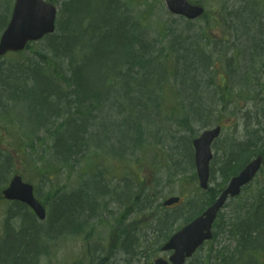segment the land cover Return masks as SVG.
I'll use <instances>...</instances> for the list:
<instances>
[{
  "label": "rangeland",
  "instance_id": "1",
  "mask_svg": "<svg viewBox=\"0 0 264 264\" xmlns=\"http://www.w3.org/2000/svg\"><path fill=\"white\" fill-rule=\"evenodd\" d=\"M45 1L57 8L53 34L56 39L75 34L76 41L87 45L84 35L95 33L88 23L97 28L105 22L106 40L101 44L93 42V48L85 53L78 46L75 52L80 56L73 63L84 64L82 81L91 91L107 98V108H101L104 109L101 114L100 109L82 102L73 93L66 81L70 74L66 73L65 58L54 60L51 50L43 52L45 41L30 45L18 55L9 54L0 59L1 92L5 84L2 77L7 84L12 81L7 79L8 69L18 67L25 71L24 65L30 64L34 69L40 65V58L47 56V62L63 73L60 81H54L60 88V98L55 104L64 106L56 114L48 112L47 121L38 127L37 133L28 130L24 119L13 110L0 115V174H3L0 196L9 179L20 175L33 186L34 196L44 206L47 216L39 222L26 207L4 202L0 197V264L12 256L23 259L25 264L24 259L29 264H147L156 258H167L168 254L160 252L164 239L181 228L189 214L208 205V192L201 191L196 180L192 140L206 129L223 125L219 139L212 146L210 191L219 190L229 181L222 170L230 158V149H237L246 140L256 144L254 151L261 150L264 144V0H188L202 5L206 12L202 19L188 26L186 21L168 13L163 0ZM13 2L0 0V34ZM246 6H249L247 14ZM110 8L124 17L127 29L132 28V32L142 37L153 61L159 54L155 68L165 70L162 76H157V71L132 69L133 78L145 77L144 85L136 80L130 83L132 100L116 98L121 82L117 76L110 78V60H116L120 52L117 41L127 42L130 37L120 31L121 19L111 23ZM228 13L240 14L237 25ZM243 14L247 17L244 21ZM87 28H91L90 33L84 34ZM115 28L119 31H113ZM175 38L185 41L183 46L192 52L202 53L197 57L211 58L212 67L191 74L193 77L200 73L199 78L193 79L197 88L193 89L190 101L179 96L174 99L181 79L173 73V67L179 61L169 58L166 63L161 55L165 48L174 45ZM125 46L126 50H133L128 43ZM193 67L199 68V64ZM47 73L54 76V71ZM24 77L30 79L29 75ZM107 79L113 86L111 95L109 83H105ZM189 84L193 83L189 81ZM19 85H26V79L20 80ZM40 86L37 83L34 87ZM45 86L24 92L30 95L31 107L44 103L41 91ZM154 88V95L148 94ZM144 94V104L151 102L154 107L140 105ZM197 96L201 98L204 117L195 118L197 105L191 103H196ZM47 99L49 102L53 97ZM15 106L0 98L4 110ZM158 106L161 107L156 110ZM130 107L136 115L132 112L128 115ZM142 111L147 114L151 111L153 122L149 128L145 114L139 121ZM38 115L37 110L35 116ZM234 119L236 122H232ZM71 134L73 140L68 139ZM93 137L108 149H103ZM114 144L121 145L125 151L122 153ZM2 166L5 172L1 171ZM262 185L264 165L256 181L222 210L213 239L187 264H219V258L235 253L237 237L231 224L244 216ZM68 195L71 200L63 201ZM86 196L90 205L82 206L80 201ZM170 197L180 198V203L165 209L163 202ZM72 224H77V228L71 229ZM17 239L21 241L16 250ZM8 252L11 255L4 256Z\"/></svg>",
  "mask_w": 264,
  "mask_h": 264
},
{
  "label": "trees",
  "instance_id": "2",
  "mask_svg": "<svg viewBox=\"0 0 264 264\" xmlns=\"http://www.w3.org/2000/svg\"><path fill=\"white\" fill-rule=\"evenodd\" d=\"M250 5V4H249ZM249 8V6L245 7V14L246 10ZM245 14L242 15V20L246 19ZM230 17L233 18V21L235 25L238 24V20L240 17V14L235 15L234 13H229ZM121 19V22L119 23V26L121 27L120 31H124V34L130 35L129 40L127 42L121 40L117 41V47L120 52H117V59L111 61L110 60V78L111 76L114 77H119V80L121 82L120 86V92L116 93L115 96L116 98L120 99H128L132 100L134 97H131V89L132 86H130V83L133 82V80H136V82H139L141 85L144 82V76H141L139 74L140 79H136L132 77V69H138L142 72H154L157 71V76H162L163 71L165 70H159V68H155L156 65V58L159 57V54L156 56L155 60L153 61V58H150V50L149 48H146L144 45L145 42H143V39L140 35H135L136 32H132L131 29H127L125 26V20L124 17H120L116 11L112 10L110 8V21L112 24H115L116 20ZM127 23V19H126ZM118 23H116V26ZM186 25L188 26L189 23L187 22ZM95 28V33L92 34L88 38L87 42V48L91 49L95 45L93 42H97V44H101L103 41L106 40L107 35L105 34V28L106 24L102 23L100 26L93 27ZM103 29V30H101ZM98 30V32L96 31ZM111 30V29H110ZM128 30V32L126 31ZM113 31H119L118 28L113 29ZM100 32H103V34H100ZM114 35H117L116 33H113ZM45 45L42 48V51L44 52V49L51 50L53 52V55L58 57L59 55L62 57H65V55L71 56L68 57V65H67V74H70V77L66 78L67 85L68 87L73 89V93L75 95L81 97V101L84 103H88L90 106H93L95 108H98L100 106H104L107 98H102L100 93L93 92L90 89V86L87 85L84 81L81 79V72L84 69V64L82 65H73V60L77 57L75 49H76V40L74 34L68 35L67 38L65 39H56L54 36L47 37L45 40ZM128 43L130 46L133 47V50H126V46L124 47V44ZM185 41H183L181 38H175L174 40V45L169 46L168 48H165L161 55L162 57L166 58V63L169 58L172 59L174 62L175 60L179 61L175 62L176 65L173 67V73L179 76V79L181 81L177 84L179 86V89L183 92V94L179 90V94H182V97L190 101V99L193 98L194 92L193 89L195 90L197 87H192L189 86L188 90V83L191 81L193 85H195L194 78H199L200 73H196L193 77H191L192 72H197L199 69H204L206 70L211 66V58L204 57V56H199V54H202L201 52H192L191 48L183 46ZM79 45V44H78ZM174 46L177 47L174 48ZM43 55H47V53H44ZM176 55V57H175ZM42 58V64L45 65V70L49 71H54V76H51L47 78V76L44 77L43 79H38L35 80L34 85L31 87L30 90H24L23 86L19 85V81L13 83L12 87L4 85L2 90L4 92V99L5 101L7 100L9 103H14L16 106L15 108H18L19 112L23 115V118L25 120V124L28 125V130L34 131V133L39 132L38 127H42L43 123L45 124V115L46 112H55L59 110V105L55 104V92L54 91H60V88H57V85L54 80H59L63 77V73L57 69L55 64H50L46 60V56H43ZM197 57V58H196ZM194 64H199V68L193 67ZM193 67V68H192ZM21 74L20 72H18ZM13 78V77H12ZM19 76L15 79H18ZM58 81V82H59ZM41 83L40 87H43L45 84H48L49 86L46 89H50L52 91L45 93V90L42 92L41 96L44 98V103L39 104L36 106V108L31 107L28 104L29 96L30 95H25L24 92H34L38 88H35V84ZM105 83H109L110 87V95L111 91L113 89V86H110V79L105 80ZM200 83V81H199ZM44 88V89H45ZM220 90H222L220 88ZM59 92H56V94ZM150 95H154V93L151 91L149 92ZM179 95V96H180ZM53 97L52 100L47 102L48 97ZM60 98L59 96H57ZM220 97V96H219ZM218 97V98H219ZM27 104V106H26ZM133 104V102L131 103ZM192 104L197 105V109L194 112V115L196 117H204L203 115V110L202 108V101L201 98L198 96L196 97V103L192 102ZM134 104L132 107H134ZM145 106L144 103L140 104ZM132 107L129 108L128 115L130 112L134 113L132 110ZM148 107V106H147ZM161 106L156 107L155 109L158 110L160 109ZM36 109H38L39 115L36 117L34 115L33 118V113H36ZM152 111V110H151ZM151 111H149V114L145 113L142 111L140 115L139 121L142 120V115L145 114L147 115L148 119H146L147 123H152L153 118L151 116ZM135 114V113H134ZM208 114H212V112H209ZM41 115V117H40ZM127 115V116H128ZM136 115V114H135ZM138 115V114H137ZM126 116V117H127ZM125 117V118H126ZM124 118V119H125ZM85 123L82 124V127H84ZM94 126L90 125V128H93ZM27 128V127H26ZM76 131V129L74 130ZM72 131V133H75ZM141 135H138L137 137H141ZM71 140H73V136L69 137ZM136 140V138H135ZM256 146L253 142H250L249 140H246V142L242 143L237 149H230V155L229 159L225 162L224 164V169L222 170V173L227 175V178L230 176L234 175L242 166L244 163L248 161V159L253 156L255 153L259 155L264 156V144L262 146V149L259 151L254 152L253 148ZM220 190L213 189L212 191H209L208 197L206 199L207 203L210 204L209 202H212L215 196L218 194ZM203 209V208H202ZM202 209L197 210L192 212L188 217H186V222L190 219H192L194 216H197L198 214L201 213ZM218 221V224L219 225ZM231 227L234 231L235 236L237 237L239 243L237 246V250L235 249L234 254H230L227 257L219 258V264H264V186L260 187L257 189L256 194L247 210V213L243 216L242 219H238V221L234 222L231 224ZM21 239L17 240L16 242L18 244L15 245V248H19V242ZM11 252H8L4 254V256H10ZM22 257H24L22 255ZM27 264L26 259H24ZM2 264H25L23 262V259H17L16 257H11V259L8 262H2ZM209 264V262L207 263Z\"/></svg>",
  "mask_w": 264,
  "mask_h": 264
},
{
  "label": "water",
  "instance_id": "3",
  "mask_svg": "<svg viewBox=\"0 0 264 264\" xmlns=\"http://www.w3.org/2000/svg\"><path fill=\"white\" fill-rule=\"evenodd\" d=\"M168 11L174 16H181L194 20L203 14L199 6L190 5L186 0H164ZM56 8L42 0H15L11 19L7 28L0 37V56L8 51H20L27 42L40 40L43 36L54 31ZM219 128L204 132L200 138L193 141L194 162L199 185L207 188L209 177V161L211 160L210 145L218 136ZM262 163L261 157L248 164L238 176L234 177L228 187L222 192L217 201L209 207L203 215L196 218L189 225L174 234L162 248L163 251L172 250L169 258L171 264H184L185 259L191 257L204 241L212 238L211 227L218 211L224 205L228 196L234 197L257 173ZM7 200L20 201L31 207L35 214L44 219L42 207L32 195V187L24 184L19 176H15L9 187L3 191ZM178 202L177 198L169 199L164 203L170 206ZM153 264H167L157 259Z\"/></svg>",
  "mask_w": 264,
  "mask_h": 264
}]
</instances>
